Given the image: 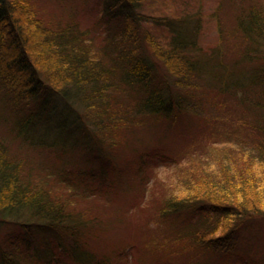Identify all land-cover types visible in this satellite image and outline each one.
Listing matches in <instances>:
<instances>
[{"label":"trees","instance_id":"obj_1","mask_svg":"<svg viewBox=\"0 0 264 264\" xmlns=\"http://www.w3.org/2000/svg\"><path fill=\"white\" fill-rule=\"evenodd\" d=\"M141 1H103L107 15L110 12L114 14L118 8L125 10V14L121 15L122 21L115 29L102 32L105 41L101 48L102 57L91 58V50L85 43L89 42L88 31H80L73 23L55 28L36 14L30 0H0V93H6L7 98L15 97L18 96L16 89L21 87L31 100L44 89L50 88L68 105L73 102L69 97L71 95L82 109L76 123H82L83 118L96 126L97 130L92 135L87 133L99 147L108 144L103 136L105 130L113 133L127 121L129 124L144 122L145 118L150 119L162 113L170 115L171 120L177 122L178 113L183 116L184 113L192 114L194 110L195 115V110L199 108L190 104L192 94L186 91L198 89L201 82H206V75L212 77V72L224 69L217 62V49L212 51L214 54L207 60L193 55L197 47L194 27L190 29L193 22L186 17L160 19L139 14L134 10ZM238 12L234 28L226 36L229 37V44L225 42V47L227 50L232 49L239 61H248L251 69L247 75V72L243 75L237 73L240 79L235 77L236 73H231L232 76L227 74L229 78L225 79L223 85L232 94L241 92L240 98L243 100L248 99L246 95L250 90L257 89L258 95L253 98L255 106H252L254 116L249 122L239 120V124L264 136V65L256 64L257 57L253 55L264 45V0H242ZM110 15V18L106 17L104 25L113 20L114 15ZM147 20L166 26L167 43L162 45L144 29L142 22ZM195 26L199 28V20H196ZM181 88L186 90V95L177 92ZM10 101L12 110L8 115L4 116L0 109V128H5V132L0 135V229L8 225L29 231L33 226H41L66 236L73 244L71 247H52L54 256L60 249V256L54 261L49 260L50 264L57 263L55 259L65 256L63 252L66 250L71 253L63 258L67 259L66 264H107L106 258L112 253L118 255L123 247L110 251L103 247L88 246L106 226L108 217L101 219L91 212L92 209H79L75 205L78 197L79 201L82 197L91 199L96 193L91 197L81 192L82 196L76 195V187L62 180L61 183L66 185L60 188L53 181L58 174L54 176L47 171L42 176L46 179L51 177V183L57 185L58 189L48 187L44 179L33 180L30 174L24 172L28 168L23 169L11 156L12 144L17 141L25 143L33 112H28L26 108L18 109L16 100ZM212 119L218 120L215 115ZM82 132L85 134L86 130ZM223 140H229L227 135ZM43 142L44 139L38 142L40 148L52 147ZM194 145L199 146L198 143ZM161 153H164L163 149ZM219 164L224 165L222 162ZM194 172H186L178 179L179 185L186 187L185 194L179 197L164 194L156 210L162 216L177 212L195 216L191 222L183 219L186 226L176 231V238H185L186 244L192 248L212 253V264H221L222 261L229 263L239 223L248 216L264 213V168L255 171V174L248 165L246 171L238 174L239 185L226 183L229 185L226 187L223 183L218 185L222 186L221 189L207 186L206 189L213 192L202 191L201 194L195 193L197 185L191 184L195 180L192 175ZM136 182L145 184L143 179ZM105 191L92 198V205L89 206L107 204L116 210L122 201L128 200L129 194L126 192L119 199L116 194L121 197L123 193L119 195L118 191L115 194L110 189L105 197ZM218 193L226 198L214 199ZM236 193L242 194V197H235ZM101 197L105 198L104 203L99 201ZM206 204L211 207L212 213L203 209ZM94 220L97 228H94ZM19 240L0 239V264H49L45 255L37 257L38 252L34 248L26 250V247H20L25 249L26 256L16 251ZM152 246V241L144 238L138 239L135 247H127L134 264H145L147 258L161 259L163 264H171L174 251L179 248Z\"/></svg>","mask_w":264,"mask_h":264},{"label":"rangeland","instance_id":"obj_2","mask_svg":"<svg viewBox=\"0 0 264 264\" xmlns=\"http://www.w3.org/2000/svg\"><path fill=\"white\" fill-rule=\"evenodd\" d=\"M103 1L30 0V4L41 19L52 23L55 28L73 23L80 31H88L89 42L85 43L91 50V58H99L102 57L101 48L105 44L102 32L115 29L122 21L121 15L125 14V10L119 8L114 14L110 12L114 15L113 20L104 25L106 17L110 18L111 15L104 11ZM240 6L242 0H142L135 8V12L153 18H189L188 21L193 22L190 29L194 27L197 41L192 54L207 60L214 54L212 51L217 49V57H214L224 67L212 72V77L206 75V82H201L196 90L177 89L183 96L186 95L185 91L191 93L190 104L199 108L195 110V115L194 110L192 114L184 113L183 116L178 113L177 122L172 121L170 115L162 113L150 119L145 118L144 122L142 120L129 124L127 121L120 124L113 133L105 130L103 136L108 144L99 147L89 135L97 130L96 126L83 118L80 125L76 123L82 109L71 95L69 97L73 102L68 105L50 88L44 89L31 100L21 87L16 89L18 96L15 97L7 98L6 93H0V109L4 116L12 110L11 99L16 100L18 109L26 108L28 112H33L32 125L25 143L17 141L10 148L15 162L23 166V169L28 168L24 172L30 174L33 180L44 179L48 187L56 189L57 185L60 188L66 185L61 183L62 180L73 184L78 190L76 195L79 196L83 194L91 197L96 193L94 197H97L98 193L106 190L104 194L107 197L110 189L115 194L118 191L119 195L123 193L121 197L116 194L119 199L123 198L125 192L129 194L128 200L122 201L120 208L116 210L107 204L90 207L94 197H82L81 201L78 197L75 200L79 209L86 207L101 219L108 217L106 226L88 246L103 247L110 251L123 247L118 255L112 253L106 258L107 264H134L127 247H135L138 239L144 238L152 241V247H179L174 251L171 264H212V253L192 248L186 244L185 238H176V231L186 226L184 220L194 221L195 216H186L184 212L162 216L156 210L160 200L164 194L176 197L185 194L186 187L179 185L178 179L191 170H195L192 174L195 180L191 184H196L195 189L198 190L195 193L201 194L202 191H208L207 186L221 189L222 186L218 185L223 183L239 185L238 174L246 171L248 165L253 173L264 168V136L252 132L244 124L240 125L243 119L249 122L251 116H254L252 106H255L253 98L258 95L257 89L250 90L246 95L248 99L243 100L240 98L241 92L232 94L223 85L225 79L229 78L226 77L227 74L232 76L236 73V77L237 73L243 75L247 72V75L251 69L248 61H239L234 51L225 47L229 38L226 36L234 28ZM196 20L200 22L199 28L195 26ZM142 26L162 45L168 42L165 25L147 20L142 22ZM260 49L253 55L257 57L256 64L264 65V45ZM121 96L119 99L122 101ZM214 115L218 120L213 121ZM83 130H86L85 134ZM3 132L5 128L2 126L0 135ZM226 135L229 138L227 141L223 140ZM42 139L43 143L52 147L40 148L38 142ZM114 142L116 144L111 145ZM194 143L199 146L196 147ZM162 149L164 153H161ZM220 162L224 165L219 164ZM47 171L53 175L58 174L53 180L57 185L51 183V177L46 179L42 176ZM136 179H143L145 184L141 185ZM218 194L213 198H226L221 193ZM235 197L241 198L242 194L236 193ZM104 200L102 197L99 199L102 203ZM203 209L212 213L208 204ZM96 225L97 223L94 228L98 227ZM28 230L5 225L0 229V239L19 238L16 244L19 248L16 251L26 256L25 249L20 247H26V250L34 248L39 253L37 257L45 255L49 264V260L54 261V258L60 256V249L54 256L52 247H71L73 244L66 236L53 229L33 226ZM232 247L235 248L230 262L222 261L221 264H243L242 261L264 264V213L253 214L239 223ZM69 254L71 253L67 250L63 252L65 256ZM65 256L57 258L60 260L55 259V264H66L67 259L63 260ZM160 261L161 259L147 258L145 264H163Z\"/></svg>","mask_w":264,"mask_h":264}]
</instances>
